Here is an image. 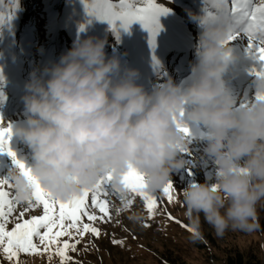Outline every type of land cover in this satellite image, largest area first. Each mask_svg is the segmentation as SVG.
Segmentation results:
<instances>
[{"label":"clouds","instance_id":"9594fccd","mask_svg":"<svg viewBox=\"0 0 264 264\" xmlns=\"http://www.w3.org/2000/svg\"><path fill=\"white\" fill-rule=\"evenodd\" d=\"M193 19L202 30L187 83L169 77L148 91L137 83V70L121 74L120 58L106 54V37L93 36L75 41L43 71L30 73L22 97L27 117L15 134L31 149L28 167L52 198L69 200L109 173L115 189L126 193L123 178L131 168L143 175L145 191L160 189L185 166L181 153L189 140L178 122H199L215 174L180 190L187 219L198 228L203 215L218 236L229 229L248 234L260 229L264 75L256 77L253 102L237 107L223 78L233 58L225 43L233 24L223 15L208 22ZM10 176L15 199L27 202L32 184L19 168Z\"/></svg>","mask_w":264,"mask_h":264},{"label":"rangeland","instance_id":"374dc122","mask_svg":"<svg viewBox=\"0 0 264 264\" xmlns=\"http://www.w3.org/2000/svg\"><path fill=\"white\" fill-rule=\"evenodd\" d=\"M27 1L0 0V15L10 16V19L0 24V53L1 38L5 35V29L10 30L13 36L20 39V51L24 49L26 40L30 42V48L26 52V63L34 69H38L36 66L46 56L50 57L52 64L58 62L60 56L70 50L73 43L79 39L88 36L106 37V54L120 58L122 73L125 69H133V63L137 60L135 52L129 49L128 42L120 38L129 34L132 38L134 37L136 45L144 53L142 61L147 57L151 59L152 48L162 45L163 42H157V40L164 39L168 32L169 34L178 33L182 36L178 40L196 47L195 56L192 57L194 61L202 25L199 20L193 19V16H204L205 9L200 12L203 10L202 7L212 4V0H156L157 3L166 6L169 11L159 16L160 28L153 39L148 29L138 20L127 29L122 27L118 20L113 28L107 20L89 15L85 7L89 0ZM111 2L118 4L119 0H111ZM137 6L143 5L137 4ZM18 21H21V25L13 30ZM131 33H134L133 36ZM45 44L50 47L55 46L54 51L57 53L54 52L55 54L52 55L50 50H46L43 46ZM228 44L231 48L235 47L234 50L232 49L234 57L231 60H235L237 67L224 73L233 72L236 76L232 78L227 74L223 78L226 87L236 97L237 107H243L256 98L258 94L256 77L258 72H264V66L249 49L246 37H237ZM163 55L164 53L159 54L160 57ZM231 60L227 68L232 66ZM163 63L166 66L164 72L170 69L168 67L176 65L175 61H169V59ZM153 70V67H149L147 74L149 75ZM173 70L176 71L177 68ZM246 83L247 86H245ZM150 85L156 87L159 84L154 82ZM188 140L187 148L181 153L185 166L175 170L170 180L173 184L171 201L163 193V187L154 192L147 191L156 200V205L150 214L147 201L143 196L126 192L125 199L122 200L119 194L110 193L107 197L110 220L97 219L89 222L86 217L82 218V223H92L100 229L99 237L90 232L83 236H60L56 238L58 243L49 245V251H43L44 246L40 245L39 238L33 237V242L41 249L40 252L20 253L18 257L9 261L0 251V264H61V258L56 254L55 249L62 247L65 240L70 243H74L75 240L80 242L76 244L74 250L68 249L69 259L63 264H181L182 261L188 264H230L227 256L235 248L245 252L255 250L261 258V264H264V204L258 206L260 229L252 234L229 229L222 236H218L204 220L203 215L200 216L198 228H194L187 219L186 209L180 198V190L192 181L203 183L206 179L211 180L215 174V163L204 153L203 140L194 135H189ZM31 156L32 154L29 153L28 157L32 158ZM9 162L12 164L11 170L6 164L0 162V176L9 175L16 168L12 157ZM5 190L9 191L10 198L14 197V190L10 188ZM127 199H131L132 204L125 208ZM25 207H27L26 202L15 205V210L6 224L8 230L15 226L17 217ZM89 210L94 211L97 216L101 215L98 209H92L91 206ZM40 215H43V206L36 205L30 208L20 220L22 222L23 219ZM192 228L195 232L189 230ZM43 231L46 229H41V232ZM197 232L199 235H196ZM113 240L123 241V243H113Z\"/></svg>","mask_w":264,"mask_h":264},{"label":"snow or ice","instance_id":"6c2138e0","mask_svg":"<svg viewBox=\"0 0 264 264\" xmlns=\"http://www.w3.org/2000/svg\"><path fill=\"white\" fill-rule=\"evenodd\" d=\"M142 4L143 6H137ZM212 10L205 9V15L201 17L202 22H208L218 16L228 17L233 29L230 31L225 43L236 39L237 37H246L248 47L259 60L264 61V0H212ZM87 12L101 20H107L115 28L119 20L121 26L127 29L134 21H140L148 29L154 39L159 31V16L167 13L169 9L156 2V0H119L112 3L111 0H89L85 4ZM9 17L0 15V24H3ZM257 75H264V72H258ZM0 75V79H2ZM181 130L190 135V129L178 122ZM12 135L11 125L4 126L3 119L0 117V152H7L12 157L16 168L28 178L32 184V197L26 202L27 207L17 217L15 226L8 230L6 224L9 216L14 212L15 205L20 202L15 197L10 198L9 191L5 188L14 189L11 176H0V251L5 257L12 261L20 253H37L41 249L33 242V237L39 238L40 245H43V251H49V245L58 243L57 237L67 235L83 236L85 233H92L94 236H100V229L92 223H82V218L86 217L89 222L110 220L107 197L110 193H117L121 199H125V193H119L113 186L111 173L103 177L92 189H85L82 193L74 195L69 200H57L41 186L39 180L31 173V169L23 160L17 159L16 153L9 146ZM127 192L137 193L143 196L147 201L149 213H152L156 205V200L144 190L143 175L136 169L131 168L123 178ZM162 191L171 201L173 199V184L169 181L163 186ZM90 198V204H89ZM131 199H127L125 208L130 207ZM36 205L43 206V215L32 216L30 219L20 218ZM92 209H98L101 215L97 216ZM119 211V209H118ZM68 223H65V222ZM41 229L46 231L41 232ZM55 230V231H54ZM195 232V229H189ZM80 241L75 240L70 243L68 240L63 242L62 247L55 249L56 254L61 258V264L68 258L69 248L75 249ZM113 243H123V241L113 240Z\"/></svg>","mask_w":264,"mask_h":264},{"label":"bare ground","instance_id":"6f19581e","mask_svg":"<svg viewBox=\"0 0 264 264\" xmlns=\"http://www.w3.org/2000/svg\"><path fill=\"white\" fill-rule=\"evenodd\" d=\"M202 9H204V7H202ZM10 32L5 33V38H4V45H3V62H2V66L3 68H5V72H4V77L1 79V83L4 86H8L9 85V79L13 77V74L9 73L8 69L10 68V66H16L17 64L21 63V59H22V55L19 58H15V53H18V45H15L13 42L10 41ZM169 33V32H168ZM166 34L164 36V45H165V50L169 47V46H174L175 43L171 40H167V37L169 38L170 35ZM134 33H131V35L133 36ZM169 35V36H168ZM118 36V35H117ZM128 36V37H127ZM126 37L120 36L121 39H123L124 41L128 42V47H130L131 50H133V52L137 51L135 54H137L136 57H140L143 55V52L141 51L140 47H138L135 43V39L134 37L132 38L129 35H127ZM235 47H233L232 49L234 50ZM234 52L232 51V54ZM234 57V56H233ZM233 63H235V60H231ZM150 65V64H149ZM1 66V65H0ZM148 67L147 64L143 63L142 60H136L135 63L133 64V69L137 70L138 75L140 76V78L143 80L146 77V68ZM144 85V84H143ZM247 86V83L246 85ZM9 88V86L7 87ZM5 95V93H4ZM14 109V106L10 105L9 110ZM21 118H26V114L24 113H20ZM4 123V122H3ZM5 124V123H4ZM13 150V149H12ZM6 166L8 167L9 170L12 169V164L9 162V160H7L6 162Z\"/></svg>","mask_w":264,"mask_h":264},{"label":"trees","instance_id":"16d2710c","mask_svg":"<svg viewBox=\"0 0 264 264\" xmlns=\"http://www.w3.org/2000/svg\"><path fill=\"white\" fill-rule=\"evenodd\" d=\"M228 261L230 264H261V258L255 250L245 252L238 248L233 249L228 254ZM181 264H188L186 261H182Z\"/></svg>","mask_w":264,"mask_h":264}]
</instances>
